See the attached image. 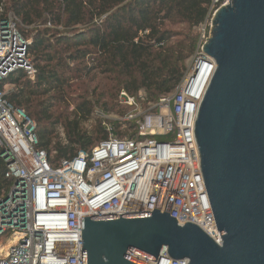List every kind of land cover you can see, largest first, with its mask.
Wrapping results in <instances>:
<instances>
[{
  "label": "built area",
  "instance_id": "obj_1",
  "mask_svg": "<svg viewBox=\"0 0 264 264\" xmlns=\"http://www.w3.org/2000/svg\"><path fill=\"white\" fill-rule=\"evenodd\" d=\"M229 2L223 0L220 8ZM218 3L214 0L213 7ZM19 24L14 13L0 9V161L6 167L0 187V264H83L82 218L154 209L169 213L181 227L197 225L221 245L195 135L201 100L216 71L215 62L203 55L204 44L173 95L147 103L142 94L122 91L119 105L133 113L108 118L95 111L104 121L121 124V131L135 124L138 140L118 137L113 123L105 122L106 140L52 163L39 147L36 123L6 98L3 81L15 71L25 70L32 81L36 76L28 56L31 41ZM202 57L207 61L199 67ZM161 254L159 263L131 256L150 264H189L174 261L166 249Z\"/></svg>",
  "mask_w": 264,
  "mask_h": 264
},
{
  "label": "trees",
  "instance_id": "obj_2",
  "mask_svg": "<svg viewBox=\"0 0 264 264\" xmlns=\"http://www.w3.org/2000/svg\"><path fill=\"white\" fill-rule=\"evenodd\" d=\"M222 3L0 0V9L16 15L22 35L31 41L28 56L36 73L35 81L23 69L11 74L3 85L15 90L6 98L36 123L39 147L52 163L90 151L108 138L104 123H113L95 120L96 108L105 115L121 113L117 97L122 91L131 97L143 93L147 103L174 94L186 62L199 50L198 30ZM76 84L83 96L74 99ZM96 90L102 92L99 98ZM89 94L96 100L85 97ZM113 126L118 137L138 140L137 131H131L135 124L127 123L125 131L119 123ZM5 172L0 161V187Z\"/></svg>",
  "mask_w": 264,
  "mask_h": 264
},
{
  "label": "water",
  "instance_id": "obj_3",
  "mask_svg": "<svg viewBox=\"0 0 264 264\" xmlns=\"http://www.w3.org/2000/svg\"><path fill=\"white\" fill-rule=\"evenodd\" d=\"M216 64L197 113L201 172L221 239L169 213L82 218L83 264H264V0H230L212 18ZM207 59H200L199 67Z\"/></svg>",
  "mask_w": 264,
  "mask_h": 264
},
{
  "label": "rangeland",
  "instance_id": "obj_4",
  "mask_svg": "<svg viewBox=\"0 0 264 264\" xmlns=\"http://www.w3.org/2000/svg\"><path fill=\"white\" fill-rule=\"evenodd\" d=\"M167 28H169V29H171V30H173V31H182V30H185V29H188V28H186L185 26H168ZM205 31V32H204ZM210 32H211V20H209V22L206 24L205 23V25H203L199 30H198V33L200 34V39H199V46L201 45V44H204L205 42H206V40H208L209 39V36H210ZM196 54H197V52H196ZM195 54V55H196ZM195 55L188 61V62H186V70H187V68H188V65L190 64V62L192 61V59L195 57ZM186 70H185V72H186ZM80 81V80H79ZM100 81V78L98 77L97 79H95V84H94V82L93 83H91L90 84V90H91V92H93L94 91V88L96 87V84H98V82ZM76 82H78V81H76ZM76 82H74V83H76ZM79 84H76V86L73 88V97H74V99H76L77 97H79V96H83V94L80 92V90H79ZM15 90V88L13 87V86H11V85H9V86H6V91L8 92V93H10V92H13ZM100 93H102L101 91H99V90H96V93H95V98H99V95H100ZM92 94V93H91ZM91 94H89V95H87V96H85V97H87L88 99H93L94 101L96 100V99H94L93 97H92V95ZM140 94H142V97H145V95L143 94V93H140ZM139 94V95H140ZM138 95V96H139ZM137 96V98H139ZM108 100V99H107ZM117 102H118V105H119V102H120V94L118 95V97H117ZM96 110H99V111H101L102 112V110L101 109H99V108H96L95 109V111ZM119 110L121 111V113H112V114H110V115H106V117H108V118H110V117H115V116H117V117H119V118H121V116H124V115H126V114H131V113H133L132 112V109H130V108H126V107H121L120 105H119ZM70 111H72V109L70 110ZM95 111H94V117H95V120H102V121H104L103 119H101V118H99V117H97L96 116V114H95ZM104 114V113H103ZM105 115V114H104ZM90 125V124H89ZM88 125V129L90 130L91 129V127ZM124 129H125V127H124ZM135 127L131 130L132 132L133 131H135ZM125 131V130H124ZM62 132V131H61ZM125 133V132H124ZM126 134H128V132H126Z\"/></svg>",
  "mask_w": 264,
  "mask_h": 264
},
{
  "label": "bare ground",
  "instance_id": "obj_5",
  "mask_svg": "<svg viewBox=\"0 0 264 264\" xmlns=\"http://www.w3.org/2000/svg\"><path fill=\"white\" fill-rule=\"evenodd\" d=\"M204 71H205L204 74L207 75V72L209 71V68L206 67V68L204 69Z\"/></svg>",
  "mask_w": 264,
  "mask_h": 264
}]
</instances>
